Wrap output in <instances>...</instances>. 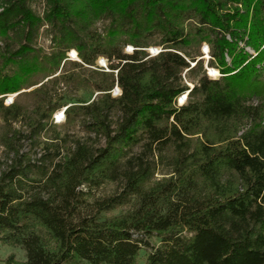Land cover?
Instances as JSON below:
<instances>
[{"label": "trees", "instance_id": "obj_1", "mask_svg": "<svg viewBox=\"0 0 264 264\" xmlns=\"http://www.w3.org/2000/svg\"><path fill=\"white\" fill-rule=\"evenodd\" d=\"M31 1L0 0V95L54 76L71 50L80 68L96 67L101 56L114 61L102 71L109 81L66 70L43 82L33 91L45 100L29 124L36 135L59 108L51 82L95 83L99 96L66 105V123L83 119L105 142L78 139L43 178H29L21 130L12 126L23 107L0 98L9 125L3 143L15 153L0 170V243L22 248V264H139L155 235L160 244L143 264H264V0H46L42 14ZM101 20L108 22L98 30ZM43 25L50 53L35 46ZM205 42L221 76L203 73L190 88L183 73L203 68L202 59L191 67L188 58ZM151 46L162 50L150 56ZM157 151L172 169L160 180ZM117 181L122 192L84 214L90 190ZM131 197L133 209L102 218Z\"/></svg>", "mask_w": 264, "mask_h": 264}, {"label": "rangeland", "instance_id": "obj_2", "mask_svg": "<svg viewBox=\"0 0 264 264\" xmlns=\"http://www.w3.org/2000/svg\"><path fill=\"white\" fill-rule=\"evenodd\" d=\"M31 6L33 9L42 14L46 7V0H32ZM107 20L99 21L95 28L101 30L107 24ZM51 32L48 25H43L39 31V35L36 38L35 46L38 48H43L45 52H52V41H51ZM8 40V39H7ZM5 40H0V54L5 49ZM15 48L18 47V43L14 41L12 43ZM134 46L127 45L125 47L126 53H133ZM158 49V51H157ZM162 50V46H151L147 49V52L150 56L157 55L156 53ZM72 52H69V61L65 66L62 65L60 70L54 75L48 78H43L42 76H37L36 80L40 81L39 84L34 85L30 88L23 89L20 92L0 95V98H4V104L9 106L14 102L19 103L23 107L24 115L23 118L17 122H13V128L21 130L20 141L17 142V147L19 149V154H24L23 165L28 166L29 178H43L46 172H50L55 163L58 162L62 156L65 154L66 149L73 146L76 140H87L94 143L96 146L104 145V138H97L96 135L89 131L86 123L83 119H74L71 123H66V112L65 111L69 105L72 104H82L92 102L99 92L95 88V83L86 86V87H77L73 84H68L64 80H59L58 82H51L48 86L50 91L51 102L52 104L59 106L56 112L52 116V120L49 121V124L45 128L41 129L36 135L30 136L29 124L32 118H35L37 114L38 107L45 100L44 91L35 92L33 91L39 87L43 82H46L49 78L58 76L61 72L66 70L78 72L86 77H90L93 82H98L103 79L110 80L109 76L102 75V71L111 72L110 64L114 61H108L104 57H99L96 67H84L80 68L75 65L73 62L81 61L80 58L72 56ZM194 54H199L196 56L195 60L188 58L191 63L190 66L193 67L196 65V62L200 59L203 60V68L191 74V72L185 70L183 73L184 83L192 88L195 83L198 82L203 73L207 74L210 78L217 79L221 76L219 75V70L217 68L211 67L209 61L211 59V52L208 46V43L205 42L202 44L199 52H194ZM10 71V69H7ZM117 73L115 72V75ZM196 75V76H194ZM120 95V91L116 89V86L112 90V96L116 97ZM186 93L184 94V96ZM183 97V95H181ZM181 97L178 99V104L181 105L184 103V98ZM49 100V99H48ZM68 105V106H66ZM120 112L114 110L110 115V120L116 122L120 118ZM56 116H58L59 122H56ZM64 119H62V117ZM61 121V122H60ZM53 123V124H52ZM56 124V125H55ZM9 130V125L0 117V170H3L7 167L8 164L15 158L14 151L8 149L4 143L3 138ZM61 136V137H60ZM62 136L66 139L65 142L62 139ZM136 152L142 151V147L139 146L136 149ZM174 154L172 149L167 151V156L170 158ZM156 159L158 161V169L155 175L157 180H160L164 177L170 176L172 169L168 164L169 161L165 158L161 159L158 151L156 152ZM123 190V183L121 181L117 182H106L100 187H96L90 190L89 195L87 196V202L84 206V214L93 212L92 203L96 200L104 199L109 196L120 194ZM136 206V201L134 197H131L126 203L118 205L113 209L104 211L102 213V218L112 217L119 215L121 213L127 212L130 209H133ZM149 246H146L141 251V256L139 259V264H143L147 253L151 250V247L158 246L160 244V239L157 236H151L147 238ZM12 256L13 260L10 264H22L25 261L26 255L25 251L17 246H12L5 243H0V264H7L8 258Z\"/></svg>", "mask_w": 264, "mask_h": 264}, {"label": "built area", "instance_id": "obj_3", "mask_svg": "<svg viewBox=\"0 0 264 264\" xmlns=\"http://www.w3.org/2000/svg\"><path fill=\"white\" fill-rule=\"evenodd\" d=\"M71 51H74V50H71ZM157 51H158V49H157ZM160 52V51H159ZM159 52H157L156 54H158ZM76 56H77V58H78V53L76 52ZM116 89L118 90V92L120 91V94H121V89L119 88V86H116ZM183 96H184V94H183ZM181 97V96H180ZM179 97V98H180ZM182 98V97H181ZM187 101V97L185 98V100H184V103ZM183 103V104H184ZM182 105V104H181ZM66 109V108H65ZM63 114L65 115V111H63ZM64 117L65 116H63L62 117V119H64ZM56 122H59V120H58V116H56ZM61 122V121H60Z\"/></svg>", "mask_w": 264, "mask_h": 264}, {"label": "bare ground", "instance_id": "obj_4", "mask_svg": "<svg viewBox=\"0 0 264 264\" xmlns=\"http://www.w3.org/2000/svg\"><path fill=\"white\" fill-rule=\"evenodd\" d=\"M74 51H75V50H74ZM75 52H76V51H75ZM72 56L74 57L73 52H72ZM75 57L77 58V56H75ZM187 94H188V93H186V95L182 97V98H184V100H185V98L187 97ZM182 98H181V100H182Z\"/></svg>", "mask_w": 264, "mask_h": 264}, {"label": "water", "instance_id": "obj_5", "mask_svg": "<svg viewBox=\"0 0 264 264\" xmlns=\"http://www.w3.org/2000/svg\"><path fill=\"white\" fill-rule=\"evenodd\" d=\"M76 51V50H75ZM77 52V51H76Z\"/></svg>", "mask_w": 264, "mask_h": 264}]
</instances>
